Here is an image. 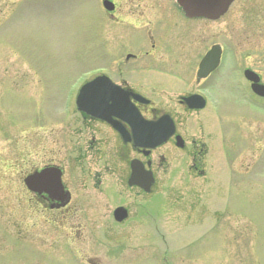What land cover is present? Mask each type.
<instances>
[{"label": "rangeland", "instance_id": "rangeland-1", "mask_svg": "<svg viewBox=\"0 0 264 264\" xmlns=\"http://www.w3.org/2000/svg\"><path fill=\"white\" fill-rule=\"evenodd\" d=\"M98 11V0H0V198L5 195L13 205L29 198L22 190L16 164L39 163L44 159L45 144H52L49 149L72 151L78 140L86 139L88 127L96 126L76 119V115L69 123L59 117L66 92L79 73L112 63V52L94 44L92 37ZM241 18L239 28L250 27V34L264 38L262 15ZM182 33L176 31V38ZM261 43L264 39L256 42ZM184 51L181 47L183 57ZM113 53L118 56L124 52L116 48ZM130 80L139 82L135 74ZM161 87L160 99L155 102L179 111L178 88L172 84ZM225 100L231 110L243 109L242 102ZM100 133V145L107 150L113 135L98 129L96 134ZM155 154L145 158L151 160L156 177L150 194L141 198L136 188L123 182L126 204L133 208L141 204L142 224L133 222L129 228L90 216L93 230L100 237L84 235L73 244L61 241L55 245L60 260L44 255V264H90L85 257L94 264H264V181L253 174L251 163H234L235 172L233 165L226 163L219 173L222 170L214 167V161L206 165V171L216 175L208 180L193 179L184 173L189 151L171 148L165 154L166 161L159 164ZM76 163V192L82 203L101 211L108 199L95 190L87 176L89 169L99 167L101 161L82 151ZM7 182L12 183L11 199L6 193ZM118 202L110 201L109 205ZM0 205L6 207L7 203L1 201ZM1 206V215L15 214ZM133 230L137 233L132 238ZM128 231L131 236L126 239L123 236ZM18 246L16 243L15 255L5 253L0 257V264H41L39 251L26 246L22 251ZM18 251L28 259L19 258Z\"/></svg>", "mask_w": 264, "mask_h": 264}, {"label": "flooded vegetation", "instance_id": "flooded-vegetation-1", "mask_svg": "<svg viewBox=\"0 0 264 264\" xmlns=\"http://www.w3.org/2000/svg\"><path fill=\"white\" fill-rule=\"evenodd\" d=\"M108 1L112 4L110 10L101 6L97 18H94L92 37L94 44L107 47L112 52V63L92 67H100L101 71L80 81L74 88V98L86 82L105 76L129 92L130 100L144 118L159 121L169 115L174 132L163 144L148 150L134 146L132 141H124L111 124L71 108L68 123L76 115V119L96 126L88 127V136L78 140L77 148L72 151L49 149L52 144H45L44 159L39 163L27 165L29 162L26 161L14 166L19 170L22 190L29 198L23 204L14 205L5 195L2 196L5 200L0 198V204L1 201L7 203L6 207L0 206L15 213H0V257L5 253L15 255L17 243L22 251L25 246L39 251L41 264H44V255L57 256L54 244L65 240L74 243L84 234L90 236L88 228L93 227L90 216L114 225L113 212L117 206H125L127 210V217L120 224L142 222L138 203L137 208L126 204L122 188L130 174V160L138 159L145 164L149 161V167L154 171L151 160L145 159L152 153H156L159 164L166 161L165 154L171 148L189 151L184 173L193 179H209L210 175H216L214 171L209 174L206 171V165L216 161L214 167L222 170L219 173L223 172L226 163L232 164L235 172L234 163L249 162L253 174L264 181V95H258L252 88L253 84L264 86V43L256 44L264 38L250 34V27L242 29L237 26L243 15L264 17V0H234L224 14L212 19L185 16L176 0ZM181 30L182 37L176 38V31ZM212 46L220 47V62L215 68L199 74L200 61ZM181 47L185 48L184 57L180 53ZM116 48L124 53L116 56L113 53ZM247 70L252 72V80L247 78ZM133 74L138 76L139 82L130 80ZM164 84L178 88L176 100L179 111L165 108L160 101L155 102L160 99ZM135 94L150 102H137L133 97ZM192 95L201 96L204 106L189 107L183 98ZM229 98L242 102L243 109L231 110L225 103ZM111 120L130 132L129 124L123 119L113 116ZM178 124L186 128H183L185 131ZM98 129L113 135L107 150L100 145L102 137L101 133L100 136L96 134ZM82 151L101 161L99 167L87 172L95 190L102 191L108 199L101 211L82 203L75 189L78 185L76 157ZM46 167L61 172L57 177L62 184L60 190L48 186L39 189L25 186L24 178L28 174ZM7 183L6 193L11 199L12 183ZM137 192L140 194L142 191L138 189ZM115 200L119 202L109 205ZM106 237L111 239V236ZM17 256L28 259V255L21 251Z\"/></svg>", "mask_w": 264, "mask_h": 264}, {"label": "water", "instance_id": "water-1", "mask_svg": "<svg viewBox=\"0 0 264 264\" xmlns=\"http://www.w3.org/2000/svg\"><path fill=\"white\" fill-rule=\"evenodd\" d=\"M231 0H218L217 3L212 4V3H206V2H190L189 0H179L180 5L182 6L183 10L188 13V12H193V13H203L205 12L206 8L210 5H216L219 7L220 11L223 12L225 8L227 7L228 3H230ZM148 129L146 132H149L148 137L145 139V145H148L150 147H153L156 144V141L154 140V131H153V126L147 127ZM152 182V179L147 182L146 186H144L145 190H148V187L150 186ZM141 185V184H140ZM121 219V218H120Z\"/></svg>", "mask_w": 264, "mask_h": 264}]
</instances>
